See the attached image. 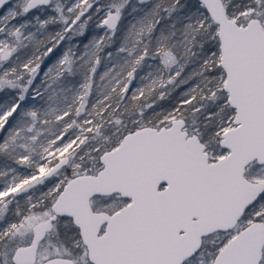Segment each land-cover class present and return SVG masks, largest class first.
<instances>
[{"label": "snow or ice", "instance_id": "obj_1", "mask_svg": "<svg viewBox=\"0 0 264 264\" xmlns=\"http://www.w3.org/2000/svg\"><path fill=\"white\" fill-rule=\"evenodd\" d=\"M0 264H264V0H0Z\"/></svg>", "mask_w": 264, "mask_h": 264}]
</instances>
